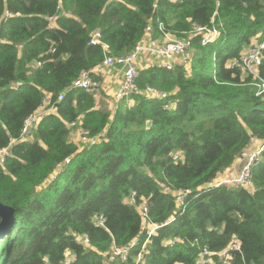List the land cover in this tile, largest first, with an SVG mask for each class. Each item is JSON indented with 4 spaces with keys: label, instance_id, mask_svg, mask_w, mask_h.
Wrapping results in <instances>:
<instances>
[{
    "label": "trees",
    "instance_id": "1",
    "mask_svg": "<svg viewBox=\"0 0 264 264\" xmlns=\"http://www.w3.org/2000/svg\"><path fill=\"white\" fill-rule=\"evenodd\" d=\"M158 23L178 38L194 24L219 36L203 47L194 37L197 58L187 65L139 69L130 107L112 113L95 91L72 88L82 72L100 81L94 31L123 56L148 24L158 37ZM263 40L264 0H0V149L46 108L0 165V203L15 217L0 264H264V95L230 66ZM255 71L264 80V49ZM74 122L93 145L69 140ZM254 139L263 150L251 188L217 185L239 175ZM236 160L240 172L223 177ZM139 204L151 223H169L147 238ZM115 248H129L125 261L111 260Z\"/></svg>",
    "mask_w": 264,
    "mask_h": 264
},
{
    "label": "built area",
    "instance_id": "2",
    "mask_svg": "<svg viewBox=\"0 0 264 264\" xmlns=\"http://www.w3.org/2000/svg\"><path fill=\"white\" fill-rule=\"evenodd\" d=\"M170 1H180V0H170ZM216 15V13H214ZM10 14H6V17ZM55 20V17L49 18V25L51 26ZM213 24V18L211 20ZM159 36L156 38L152 37L153 26L148 24L144 30V36L142 41L136 45L134 50L129 54L123 56H112L109 46L106 43H103L100 40V33L98 30L92 33L89 44L98 45L101 47L103 52V67H117L122 68V80L118 86L117 91L114 93V101L117 103L126 100L128 107L132 105L131 95L138 91L136 86V79L138 76L139 65L145 57H148L153 60H157L154 63H147L148 67H158L166 70H172L175 66L187 65L190 61L191 55L193 54L192 39L196 36H201L200 45L206 46L210 42L214 41L219 36V30L215 27H202L198 25H193L191 31L185 34L184 38H178L170 32H168L162 23L157 25ZM264 49V40L259 44L251 45L248 47L246 52L241 56L239 60L230 61L231 67H238L241 73L249 74L255 80L254 85L257 88L256 95H264V80L260 78L255 71V67L260 62L261 52ZM53 52V49L51 50ZM39 66L40 63H37ZM18 84H15L14 87H17ZM72 88L86 90V91H97L100 88V82L96 81L93 77L90 76L88 72H82L78 79L73 82ZM145 93L148 96L154 97L156 99H162L165 97L164 94L160 93L154 88H146ZM63 99V93L59 94L57 97V102H60ZM117 105L114 106V111L117 109ZM46 111H42V108L38 109L36 112L27 116L22 124L19 137L17 139H12L7 146L0 149V165L4 164V161L10 155L11 147L17 142L28 141L31 139L34 128L37 126L40 118L44 115ZM77 122L67 124L69 129L73 127L74 130L78 132L79 141L83 144L78 146H87L93 145L95 142L94 138H90L86 130L78 128ZM263 150V145L255 150L244 151L241 153V160H245L243 168L238 176L235 178H225L220 180L217 185L233 186L235 188H251V179L250 173L251 170L257 165L258 160L260 159L261 152ZM68 163L66 161L64 164ZM211 185V184H210ZM165 191L169 192L170 189L163 185ZM135 193L129 198V204H135ZM179 200H181L179 198ZM137 210L142 217V230L147 233V238L154 235L156 231L166 226L169 222H165L162 225L156 223H151L147 216V208L144 204L137 205ZM79 241L86 242L87 239L78 237ZM235 250L239 249L237 240L233 241V246ZM229 250V249H228ZM227 250V251H228ZM225 251L220 256L226 257L229 259V256ZM129 252L128 249L115 248L111 260H114L116 257H121L122 261L127 259ZM145 252V245H142L141 251L137 253L136 263L144 262L143 253ZM208 252L204 250V254ZM204 260H201L200 263L204 264ZM64 264H69V259H66Z\"/></svg>",
    "mask_w": 264,
    "mask_h": 264
},
{
    "label": "crops",
    "instance_id": "3",
    "mask_svg": "<svg viewBox=\"0 0 264 264\" xmlns=\"http://www.w3.org/2000/svg\"><path fill=\"white\" fill-rule=\"evenodd\" d=\"M148 58V57H145ZM150 59V58H149ZM151 63L156 62L157 60H153L150 59ZM148 62L147 61H142L139 65V69L141 68H145ZM111 68V69H110ZM113 68V69H112ZM93 73L95 75L98 76L99 78V82H100V87H101V92L99 93H94L95 94V98H96V102L97 105L99 106V102L100 99L103 96L108 95L109 99H110V107H108V109H111L112 104L114 102V93L117 91L118 86L121 83V79H122V68L120 66L117 67H103V66H99L98 68H96ZM121 73V74H120ZM107 89V90H104ZM100 94V95H98ZM76 131V130H75ZM69 137H72L71 142H73L74 144L79 143V138L76 136L75 133L70 132ZM76 142V143H75ZM256 144L257 146H262V142L259 140L254 139L252 141V144ZM242 167V162L241 160H236V162L233 164L231 169L226 170L222 175H224L223 177H231V176H235L237 175Z\"/></svg>",
    "mask_w": 264,
    "mask_h": 264
},
{
    "label": "rangeland",
    "instance_id": "4",
    "mask_svg": "<svg viewBox=\"0 0 264 264\" xmlns=\"http://www.w3.org/2000/svg\"><path fill=\"white\" fill-rule=\"evenodd\" d=\"M150 58H151V57H150ZM196 58H197V53H194V54L192 55V61L195 60ZM143 60H144V61H147L149 64H151V61H150L149 58H144ZM192 61H191V62H192ZM145 65H146V67H148L147 64H145ZM110 69H111V68H110ZM112 69H113V68H112ZM122 73H123V72H122ZM120 74H121V73H120ZM122 75H123V74H122ZM121 80H122V79H121ZM104 90H107V89L104 88ZM99 92H101V87H100L97 91H95L96 94L99 93ZM98 95H100V94H98ZM121 102H124V104H125L126 106H128L126 100H123V101H121ZM121 102H119L118 105H119ZM99 105H100V106H103V107H107V108L110 107L111 103H110V99H109L108 95L103 96V97L100 99ZM116 105H117V103L114 101L113 104H112L111 109H108V110H110V111L113 113V112H114V106H116ZM118 105H117V107H118ZM42 111H46V108L43 107V108H42ZM70 132H71V134H72V133H75L76 136L79 138V136H78V132L75 131V130L73 129V127L70 128ZM71 139H72V137H69V140H70V141H71ZM75 143H76V142H75ZM76 144H77V145H82L83 143H82L81 141H79V143H76ZM257 147H258V146H257L256 144H253V145L250 146V148H248V150L256 149ZM59 168L62 169V165H60ZM53 178H54V176H52V179H53Z\"/></svg>",
    "mask_w": 264,
    "mask_h": 264
},
{
    "label": "water",
    "instance_id": "5",
    "mask_svg": "<svg viewBox=\"0 0 264 264\" xmlns=\"http://www.w3.org/2000/svg\"><path fill=\"white\" fill-rule=\"evenodd\" d=\"M14 223L15 217L13 209L0 203V240L4 239Z\"/></svg>",
    "mask_w": 264,
    "mask_h": 264
}]
</instances>
